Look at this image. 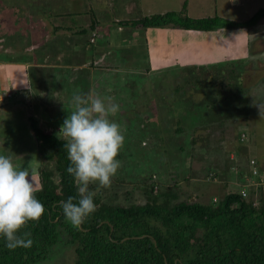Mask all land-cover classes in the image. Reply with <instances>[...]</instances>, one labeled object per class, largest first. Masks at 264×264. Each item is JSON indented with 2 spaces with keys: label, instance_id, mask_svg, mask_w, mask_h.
Instances as JSON below:
<instances>
[{
  "label": "rangeland",
  "instance_id": "obj_1",
  "mask_svg": "<svg viewBox=\"0 0 264 264\" xmlns=\"http://www.w3.org/2000/svg\"><path fill=\"white\" fill-rule=\"evenodd\" d=\"M22 1L0 0V9L4 11L9 9L7 5H14L16 8L14 13L18 15L25 13L24 7L21 8V6H26L32 11L29 17L21 16L18 19L19 26H16L13 21L3 29L0 28V61L2 58L3 60L8 58L6 54L13 53V59L22 58L32 63L36 61L64 62L63 57H68L64 50L69 48L65 49L64 46L62 47L64 50L54 52L48 48V45H51L53 41H59L60 44L70 41L69 44L75 46L76 39H82L73 36L70 32L72 29H65L74 27L73 22H76L77 18L76 16L71 18V13L79 11L100 12L101 18L120 15L121 17L117 18L119 21H115L119 23L126 21L125 12L132 14L130 18L132 20L140 19L142 16L151 17L167 12L180 13L184 4L187 3L188 14L192 18L218 15L235 23H245L258 10L264 8V0H122L123 4H115L113 0H40V4L38 0ZM124 5H128L129 12L127 10L124 12ZM106 6H111L112 12H101V9ZM142 8H144L143 12L140 11ZM251 23H253L252 27L222 28L211 33H199L201 36L198 37L195 32L193 36L202 41L194 43L196 46L193 48L186 42L183 47H180L178 54V65L186 66L187 69L175 68L172 71H161L163 66H158L155 67L156 72H151L149 75L146 72L148 68L146 64L142 65V52L146 49L145 46L140 47L143 46L142 43L149 44L157 50L164 48L160 42L166 41L168 45L171 41H175L178 35L181 37L183 33L178 31L174 35L165 32L163 28L159 30L153 28L156 29L154 32L149 29L145 31L146 34L141 31L134 35V39H137L136 47L127 51L138 61L133 63L132 70L129 69L132 74L128 77V90L121 94L114 92L107 96L112 97L119 105V112L111 119L119 123L125 133V145L117 157L121 167L110 187L100 188L98 184L90 185V191L95 192V197L105 203L145 205L151 201L149 193L155 189L149 185L150 178L153 176L154 180H164L167 185L162 184L159 190H154V193L158 192L161 203L168 202L173 205L186 201L204 203L209 198L212 200L213 195L221 201L228 191L236 192L241 183L238 182L236 185L232 181H223L220 178L216 183L214 178L211 180L206 178L210 177L207 171L216 170V164L223 166L226 170L231 168L233 158L230 155L241 150L240 139L243 133L248 137L245 143L249 144L248 152L264 165V18L256 25L254 22ZM55 25L59 29L56 33H54ZM76 31H78L77 27H75ZM102 35L98 32V42ZM130 39L131 35L128 41ZM34 44L44 48L34 51L32 50L34 47H27ZM90 44L97 47L98 43L96 40ZM103 44H106V38ZM17 46L20 48L13 49ZM51 56L55 57L50 58ZM158 57L152 50L154 65L165 59ZM91 60L89 61L88 58L86 61L89 65L97 63L95 67L100 68L99 66L105 62V57L96 61L92 57ZM204 70L210 73L208 77H203L201 74ZM59 71L62 73L58 72L56 80L54 78L49 84L47 77H38V83L42 89L48 86L50 88L52 84L51 90H55L54 99L41 98L39 95L47 92L37 91L31 100L33 110L27 111L30 117L41 120V126L44 129L52 131L58 137L64 119L74 110L73 94L77 90L86 94L85 88L76 89L74 81V85L65 79L62 83L59 77H65V74L62 70ZM196 73L200 75L198 78L202 85L201 91L210 89L212 82L209 80L215 77L218 80L223 78V83L228 85L220 92V87L213 83L219 96L213 98V101H210L211 104L206 102L208 106L204 103L194 106L192 102H188V100L200 102L203 99L200 91L186 90L187 81L191 77H197ZM168 77L171 78H169L171 82L166 81ZM154 82L158 85L156 90H152ZM217 84L220 86L218 82ZM162 85L164 88L159 90ZM1 91L6 95V90ZM207 99L209 101L210 98ZM2 103L9 105L10 98L7 97L6 101L0 102L2 111L0 113V154L13 155L14 160L18 156H23L24 160L18 161L21 169L27 167L31 170L32 167H36L38 172L40 169L50 171L54 175V181L58 183L60 178L56 163L40 158L38 144L34 143L36 140L33 131L28 120L25 119L26 113L18 110L19 108L9 109L4 105L2 107ZM29 104L28 102L25 108ZM150 118L152 122L148 121ZM180 127L183 129L181 134L177 132ZM157 133L162 136L161 139H164L162 143L161 139L154 140ZM205 154L209 155L210 160L198 158ZM38 179L40 183V173ZM246 181L249 183L248 186L253 183L250 177L246 178ZM253 194L258 196L259 191L255 190ZM262 195H264V187ZM257 196L254 198H259ZM61 238L63 242L56 245L50 257L38 264L76 263V245L68 243L69 237L65 234Z\"/></svg>",
  "mask_w": 264,
  "mask_h": 264
},
{
  "label": "trees",
  "instance_id": "obj_2",
  "mask_svg": "<svg viewBox=\"0 0 264 264\" xmlns=\"http://www.w3.org/2000/svg\"><path fill=\"white\" fill-rule=\"evenodd\" d=\"M38 2L40 4V0ZM7 6L9 7L7 11L0 9V12L11 14L13 10L16 11L14 5ZM22 7L28 9L26 6ZM187 7L188 4L185 3L180 13L156 14L138 19L132 25L135 28L141 26L145 31L163 28L167 32L169 29V33L174 35L179 31L183 35L181 37L178 35L175 41L189 43L202 41L196 38L201 36L200 34L195 37L190 32L205 34L228 27H252L251 22L256 25L264 18V8L258 10L245 23H235L218 15L192 18ZM98 23H93L88 29L71 32L73 36L87 38V42H90L94 32L98 35V32L103 31L98 27ZM114 25L125 26L127 23L119 22ZM58 30L55 28L54 33ZM76 40L83 42L79 38ZM55 43L53 41L48 48L53 50ZM164 43L166 42H160L161 45ZM174 45L176 46L175 43ZM165 61L166 59L160 62L166 64ZM160 62L155 65H159ZM177 63V66L167 70L186 68L178 66ZM198 74L196 73L197 77H191L186 84V90L200 91L205 99L200 102L188 100L194 106L203 103L206 105V102L209 104L213 98L219 96L216 86H213L214 82L220 87V92L228 86L223 83V78L218 80L215 77L209 80L212 82L210 89L201 91L202 85ZM201 74L203 77L210 75L206 70ZM207 98H210L209 101ZM188 106L192 108L191 105ZM185 117L187 118V115ZM29 122L38 144L40 158L55 161L60 181L58 183L54 181L52 172L39 170L41 188L38 189L36 197L44 205L45 214L39 222H29L28 227L24 229L31 232L34 243L31 248L10 251L5 246V240L0 238V264L41 263L50 257L56 245L63 242L61 237L64 234L69 237L68 243L76 245L75 264H264L263 187L252 184L248 186L246 178L250 177L249 162L247 160L245 163L241 162V150L235 151L237 155L233 157L229 170L216 164V170L207 171L210 177L206 178L210 180L214 178L216 183L218 178L232 181L236 185L238 182L241 183L236 192L228 191L226 196L218 201L219 203H215L214 200L208 204L198 201H186L175 205L161 203L158 192L154 193V190H159L163 185L152 176L149 185L155 189L149 193L150 202L145 205H122L105 203L94 197L97 210L77 230L65 219L60 207L61 202L70 196L79 198L74 179L66 171L70 161L67 158L64 141L55 133L41 129L34 117H29ZM177 132L181 134L182 127L178 128ZM198 158L210 160L208 154ZM260 172L259 181L264 179V170L260 169ZM255 190L259 191L258 205L254 204L257 199L254 198L257 195L253 194ZM244 192L247 196L243 195Z\"/></svg>",
  "mask_w": 264,
  "mask_h": 264
},
{
  "label": "crops",
  "instance_id": "obj_3",
  "mask_svg": "<svg viewBox=\"0 0 264 264\" xmlns=\"http://www.w3.org/2000/svg\"><path fill=\"white\" fill-rule=\"evenodd\" d=\"M108 1H110V0H108ZM113 1H115V4L116 3L123 4L122 0H113ZM125 5L123 7L124 12L126 10L127 11L130 10L128 5L127 6H125ZM136 7H137V4H136ZM139 8H140V6H139ZM24 9H25V13H22L21 15L15 14L14 10H13L12 15L1 11L0 12V14H1V16H0V28L3 29L6 25L7 26L9 25L8 23L12 24L13 21L15 22L16 26H19L20 24L18 22L19 21L18 19L21 16L29 17L30 12H32V11L26 9L25 7H24ZM107 9H109V10H107ZM143 9L144 8L140 9V11L143 12ZM106 11L107 12L111 11V6H109V7L106 6V7L101 9V12H106ZM57 13H58V11H57ZM71 14H72L71 18L74 16H76V18H77L76 22H73V25H74L73 28L74 29L72 27H66L65 29H69V30L72 29V32H75V27H77L78 31H79V30H83V29H88V28L93 26V23L99 22L98 27L103 29V31H102L103 35H102V38L99 42L97 40V43H98L97 47L95 45H91L90 42H87L88 41L87 38L81 39L83 42L80 43V41H79V42H77V44L75 46H73L72 44H69L70 41H66L65 44H60L59 41H55L56 45L54 46V49H53L54 52L64 50L62 48L64 46H65V49L69 48L68 50H64L65 51L64 53L68 54V57H66V56L63 57V58H65V59H63V60H65L64 62L56 63V61H55L54 63H52V62L47 61L48 63H46L44 61L43 62L42 61L41 62L36 61V62L32 63L30 61H28V62L24 61L25 59H22V58H20V60L17 58L13 59V56H12L13 53L6 54V57H8V58L6 60H3L4 58H2L0 61V102L6 101L8 94H11L14 96L13 98H10L9 105L6 106L2 103V107L4 105V107H8L9 109L19 108L18 110L25 112L27 115V117H25V119L28 120L29 126H30L29 117L31 115L29 116L27 111H30V109L33 110V105L31 104V100L35 96L37 91L42 92L43 90H45L47 92L45 94L39 95L41 98L54 99L53 94H55V90L54 91L51 90L52 84L50 85V88L48 86V88L42 89L39 86L38 77H47V83L49 84L54 80V78L56 80V78H57L56 74L58 72L62 73L61 71H59V70H62L63 73L65 74V77H59L60 81H62V83L65 82V80H66L68 82H71L72 85H74L73 84V81H74L75 85H76V89L85 88L84 90L86 91V93L91 92L94 94H98L101 97H107L111 93L114 94V92H116L117 94L118 93L121 94L122 92H124V91L127 92V90H128V85H127V83L129 82L128 77L130 76V74H132L129 69L132 70L133 69V67H132L133 63L135 61H138V60L135 57H133L127 51V49L130 50V48L136 47L135 42L137 39L136 38L134 39V35H136L138 32H141V31L145 32V29L144 28L142 29L141 26H137L136 28L133 27V25H132L133 22L137 21L138 19H133V20L130 19V18H132V14L130 15V13L128 14L125 12L124 14L127 15V17L124 16V17H126V19L125 18L124 19L126 21H122V22L123 23L126 22L127 25L118 26V25H114V23L116 20L119 21L117 18L121 17L120 15L119 16H113L111 18H108V17L101 18L100 12H96V11H92V10H90L87 13L86 12L83 13V12L79 11V12L71 13ZM59 16H60V14H59ZM143 18H144V16H142L140 19H143ZM88 22H91V24L90 23L88 24ZM128 24H129V26H128ZM49 25L51 26V24H49ZM55 28H57L56 25H55ZM148 30L149 29H147V31ZM155 30L156 29L151 28V31L154 32ZM129 31H132V32L129 33ZM166 31L170 32L169 29ZM146 32H145V34H146ZM190 34L194 35V32H190ZM197 34H199V33H197ZM130 35H131V39H130V41H128ZM105 38H106V44H103L105 42ZM163 42H166V41H163ZM126 43H130V44L128 45ZM172 43H173V45H172ZM174 43L176 44V46L174 45ZM194 43H199V41H191V42L187 43V45H189L193 48L196 46ZM165 44L166 43H164V45H163L164 48H162V47L158 48L157 47L158 48L157 50H154V48L152 46H150L149 44L142 43L143 46H140L141 48L144 46L146 47V49L142 52V54H143L142 65L146 64V67H148L146 70L148 75L151 74V72H156L155 67H158V66L159 67L163 66V69L161 68V71H166L170 67L177 66L176 62H178V60H179L178 54L180 52V47H183L185 45V43H179L177 41H171V43H169L168 45L166 44V47H165ZM154 46H156V44H154ZM27 47H29V48L34 47V48H32V50H34V51L43 49V47H41V45H36V44H34L32 46L29 45ZM18 48H20V47H18V46L13 47V49H18ZM122 50H124V51H122ZM152 50L155 51L157 56H159L160 58L164 57L166 59L167 63L162 64V62H160L159 65H154L152 63ZM48 56H49V54H48ZM9 57H11V59H9ZM23 57H25V56H23ZM52 57H55V56H51L50 58H52ZM90 57L91 58L93 57V59H95L94 61H96L102 57H105V62L99 66L100 68H97V67H95L97 65V63H95V64L92 63L89 65V63L86 61L88 58H89V61H92ZM172 62L174 64H172ZM178 66L181 67V65H178ZM67 75H69L70 77ZM162 78H164V77H162ZM169 78L170 77H168L166 79V81L169 80ZM154 80H157V79L154 78ZM168 82H171V80H169ZM154 84H155V82L152 84L153 87H152V85H150V87H152V90H156V88H158L157 83L155 85ZM163 88H164V85H162L159 90H161ZM3 89L6 90V95L1 93L2 92L1 90H3ZM74 91H75V89H74ZM156 96H158V95L156 94ZM13 99H15V101H13ZM11 100H12V102H11ZM28 102L30 103L29 106L30 105L31 106L30 107L28 106L27 108H25V106H27L26 104ZM1 109L5 112V110L3 108H1ZM1 112L2 111L0 110V113ZM35 119L38 121V123L41 121L38 118H35ZM141 119L142 118L140 117V120ZM148 121L152 122L151 118ZM39 126L44 131L49 132V133H53L52 131H49L48 129H44L41 126V122L39 123ZM155 135H156L154 137L155 141L157 139L160 140L162 138V136L158 135V133ZM158 136H160V137H158ZM163 141H164V139H161V143ZM247 141H248V137H247L246 141L240 142V144H241V155H242L241 162L245 163V160L248 161L249 159H255L257 161L258 168L263 169L264 168L263 163L260 162L258 160V158L252 157L251 153L248 152L247 146L249 148V144H245ZM34 143H37V141H34ZM236 155L237 154L234 153V154H231L230 156L236 157ZM20 159L24 160L23 156H21V157L18 156L14 160V163L17 164L18 166L21 165V164H19L20 162H18ZM31 170H33L35 173L33 176V181L38 188L40 185V183L38 181L39 180L38 179V174H39L38 168L32 167ZM156 177H159V176H156ZM156 181L158 183L166 185L164 180H157L156 179ZM215 197L216 196L213 195L212 200H210V198H209V199H207L208 201H204V203L213 202Z\"/></svg>",
  "mask_w": 264,
  "mask_h": 264
},
{
  "label": "clouds",
  "instance_id": "obj_4",
  "mask_svg": "<svg viewBox=\"0 0 264 264\" xmlns=\"http://www.w3.org/2000/svg\"><path fill=\"white\" fill-rule=\"evenodd\" d=\"M72 104L74 110L64 119L58 135L64 141L70 161L66 171L74 179L79 198L70 196L60 207L65 219L79 230L97 210L90 185L110 187L121 167L117 157L124 148L125 133L111 119L120 110L112 97L77 90ZM34 174L15 164L13 155L0 154V238L10 251L32 247V234L24 229L45 214L44 205L36 197ZM214 202L218 203L216 197Z\"/></svg>",
  "mask_w": 264,
  "mask_h": 264
},
{
  "label": "built area",
  "instance_id": "obj_5",
  "mask_svg": "<svg viewBox=\"0 0 264 264\" xmlns=\"http://www.w3.org/2000/svg\"><path fill=\"white\" fill-rule=\"evenodd\" d=\"M97 37H98L97 33L94 32L92 34V37L90 39V42L92 43V42L96 41V38ZM7 97L11 98L12 95L11 94H8ZM246 139H247L246 135L243 134L242 137H241V141L242 142L243 141H246ZM232 158H233V156H232ZM249 173H250L251 179L253 180V183H252L253 186H258V187H261L262 186V187H264V179L261 180V181H259V177H260L261 172H260V169L258 168L257 161L255 159H250L249 160ZM243 195L244 196H247V193L244 192ZM254 204L255 205H258L259 204L258 198L255 200Z\"/></svg>",
  "mask_w": 264,
  "mask_h": 264
}]
</instances>
